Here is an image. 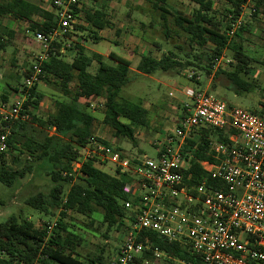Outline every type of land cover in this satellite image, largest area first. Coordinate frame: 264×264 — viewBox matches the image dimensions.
<instances>
[{"label":"trees","instance_id":"16d2710c","mask_svg":"<svg viewBox=\"0 0 264 264\" xmlns=\"http://www.w3.org/2000/svg\"><path fill=\"white\" fill-rule=\"evenodd\" d=\"M199 4L189 14L179 13L175 16L176 24L188 36L189 42L199 48H207L195 56L198 60L190 58L183 62L176 58L177 54H163L156 57L152 53L141 55L137 69L145 74H152L157 70L170 71L177 68L192 66L208 74L212 72L215 60L225 54L228 48L232 50V62L226 69L220 65L218 73H223L230 80V88L236 94L253 92L259 89L262 95L260 108L264 110V85L257 81H251L245 77L250 75L255 58L248 55L241 45L243 35L249 31L252 23L245 22L234 36L225 34V28L229 27L227 19L216 18L213 0H192ZM234 9L228 11L239 15V7L242 0H226ZM166 0H156L154 8L167 13L166 8L160 5ZM264 0H255L251 18L256 20L257 15L263 10ZM262 9V10H260ZM85 18L87 26H78L82 32H87L86 40L92 39L94 43L102 38L100 30L112 27L113 23L103 9H86ZM7 16L15 17L29 23L31 31L49 32L57 26V18L54 9L46 10L30 0H0V19ZM39 16L42 19L35 20ZM165 18V15L161 13ZM228 25V26H227ZM7 34L15 35L11 29ZM239 40L240 42H237ZM61 41V42H60ZM53 42L57 49L63 47L60 40ZM38 47V44L34 42ZM9 41L0 35V50H5ZM76 55L69 61L65 56L57 52L51 55L48 61L42 63L45 73L43 81L50 82L53 79L59 85L66 99H55L56 109L48 112L44 117H39L36 110L39 109L45 96L39 90V84L30 90V96L24 103L26 118H19L12 122L11 135L8 138L9 149L0 153V182L7 186H13L15 182L32 173L35 168L43 170L53 181L49 192L39 191L26 199V204L45 215H54L59 212L56 225L48 233L45 227L37 228L27 217L18 219L11 215L0 224V264H108L110 261L103 256V250L99 254L83 256L79 251L84 238L70 228L67 221L68 212L73 211L83 215L92 216L97 209L103 210V222L109 227L118 226L125 228L126 210L122 200L125 199L123 187L127 182L126 174H112L93 162H85L81 168V175L73 173V161L76 159L80 147L84 146L93 136L92 127L97 120L92 112L91 100L104 98L103 122L115 130L118 136H125L134 143L137 142L136 130L150 126L148 109L141 101H134L121 95L129 81V72L132 64V56L124 57L111 52L112 62L105 60L98 52H89L84 45L76 44ZM193 56V55H191ZM98 63L96 72H91L93 62ZM264 63V59L262 60ZM76 80V88L72 90L70 84ZM20 88L14 87L18 92ZM84 99V102L81 100ZM3 101H8L7 96H2ZM38 123L47 129H53L52 134L46 133L41 139L34 134H28L30 121ZM5 122L0 121V125ZM233 131L204 129V136H215L218 140H228ZM201 136L198 140H189V145L184 147V152L193 155L191 159L192 179L200 182L208 175L202 169L199 160L212 159L209 152V140ZM197 145L196 148L194 146ZM14 150L18 155L12 156L16 164L20 161V155H27V162L21 168L7 164L5 155ZM34 162L38 164L34 165ZM68 172L67 175H64ZM209 182H212L209 179ZM214 184H217L216 182ZM70 185L66 191L65 186ZM149 234L154 246L161 251L181 257L195 264H200V258L190 256L187 249L180 243L169 242L154 232ZM151 256L150 252L146 253ZM144 259V258H140ZM155 259V258H149Z\"/></svg>","mask_w":264,"mask_h":264},{"label":"built area","instance_id":"2783aa9c","mask_svg":"<svg viewBox=\"0 0 264 264\" xmlns=\"http://www.w3.org/2000/svg\"><path fill=\"white\" fill-rule=\"evenodd\" d=\"M48 1L58 23L49 32H33L38 50L33 65L23 71L19 95L12 103L0 101V121L5 122L0 125V153L9 149L12 122L27 116L24 103L31 88L43 81L42 63L57 52L64 55L65 46H70L66 39L71 41L85 18L82 0ZM252 1L242 0L236 17L228 11L227 36H234L246 22L245 9ZM254 11L253 5L250 17ZM61 39L65 40L63 47L57 49L53 42ZM223 61L231 62L224 54L215 60L213 68L217 70ZM195 75L194 71L189 74L191 78ZM184 92L189 100L183 103L174 131L154 142L156 158L126 154L92 136L73 161L70 175H81L88 161L100 168L111 164L115 174L127 175L122 200L126 210L124 239L108 264H160L161 260L165 264H195L153 247L146 232L180 243L190 256L200 258V264H264V110L230 105L207 89L187 87ZM204 129L233 133L222 141L213 135L204 136ZM201 136L209 140L212 159L199 160L208 176L197 182L189 172L193 155L184 152V147ZM55 225L56 220L47 223L48 233Z\"/></svg>","mask_w":264,"mask_h":264},{"label":"rangeland","instance_id":"374dc122","mask_svg":"<svg viewBox=\"0 0 264 264\" xmlns=\"http://www.w3.org/2000/svg\"><path fill=\"white\" fill-rule=\"evenodd\" d=\"M156 0H82V10L103 9L108 14V18L113 23L112 27L99 31V35L104 38L94 43L92 39L86 40L87 32L79 31L71 36V41L66 39L64 56L71 61L76 55V44L84 45L89 52L97 51L103 54L108 62L111 52L124 57L132 56V64L129 72V81L124 87L121 95L125 98L141 101L148 109L150 126L148 128H138L136 130L137 142L125 136H118L115 130L103 122L104 118V98H93L91 100L92 112L97 120L92 127L93 136L106 140L114 147L119 148L126 154L133 156L147 155L152 158L157 156V148L154 142L161 140L168 132L175 129L178 118L183 112V103L188 101L184 90L187 87L204 89L225 100L228 104L242 107L248 110L258 111L262 95L259 89L253 92L236 94L230 88V80L223 73H218L213 69L210 74L206 71L198 70L192 66L177 68L176 70H157L152 74H145L137 69L141 55L152 53L156 57L174 52L176 58L185 61L188 57L198 60L195 56L204 52L207 48H199L194 43L189 42L188 36L176 24L175 16L179 13L189 14L199 4L192 0H166L160 5L166 8L167 13L154 8ZM216 18L225 19L230 4L226 0H213ZM44 9H50V2L44 0L39 2ZM254 2H250L245 9L244 19L251 22L252 26L246 31L241 41L242 49L256 59L253 62L252 72L245 78L257 81L264 85V11L262 10L257 19L253 20L249 16L250 8ZM264 8V3L263 7ZM52 9V8H51ZM165 15V18L161 16ZM84 17V16H83ZM40 17H34L39 20ZM87 26L86 18L82 20L80 26ZM7 29L15 32V35L7 34ZM0 35L9 41L5 50H0V101L6 95L10 103L14 102L19 93L14 91V87L22 88L24 84L23 71L29 69L37 54V46L33 40V31L29 28V23L17 20L12 16L0 19ZM240 42L239 40H236ZM65 44V45H66ZM36 47V48H35ZM193 55V56H191ZM226 58L232 62V50L225 51ZM221 65L229 69L228 62L223 61ZM98 63L93 62L89 68L91 72H96ZM191 71L196 72L194 77H190ZM199 76V78H196ZM70 88L75 90L76 80L70 84ZM39 90L45 96L36 114L44 117L48 112L56 109L55 99H66L59 88L56 80L39 83ZM84 102V99L81 100ZM103 106H99V104ZM53 129H47L34 121H30L28 134H34L41 139L46 133L52 134ZM18 155L14 150L5 155L7 164L12 167L21 168L28 161L27 155H20L19 163L12 161V156ZM38 162H34V165ZM114 174L115 167L111 164L101 167ZM53 181L45 171L35 168L32 173H28L24 178L15 182L13 186H7L0 182V224L5 222L11 215H16L18 219L27 217L37 228H42L46 222L55 221L59 212L54 215H45L39 210L28 206L26 199L39 191L49 192L53 186ZM70 185H66V191ZM67 221L70 228L77 234L83 236L84 241L79 251L83 256L99 254L103 250V256L113 260L117 249L123 242L124 230L118 226L109 227L103 222V210L97 209L90 215H83L73 211L68 212ZM165 264L164 261H159Z\"/></svg>","mask_w":264,"mask_h":264},{"label":"crops","instance_id":"0c3cea01","mask_svg":"<svg viewBox=\"0 0 264 264\" xmlns=\"http://www.w3.org/2000/svg\"><path fill=\"white\" fill-rule=\"evenodd\" d=\"M30 1H32V2H35V3H37L38 5H40L42 8H44L43 7V5L42 4H40L39 2L41 1V2H43L44 0H30ZM50 9H47V10H52L51 9V7H49ZM36 17V16H35ZM37 17H39V16H37ZM15 18V17H14ZM16 19V18H15ZM39 19V18H38ZM40 19H42L41 17H40ZM17 20H20V19H17ZM23 21V20H22ZM7 28V27H6ZM36 48V47H35ZM37 50H38V47L36 48ZM36 50V51H37ZM95 52H97V51H95ZM98 53H100V52H98ZM101 54V53H100ZM103 55V54H102Z\"/></svg>","mask_w":264,"mask_h":264}]
</instances>
